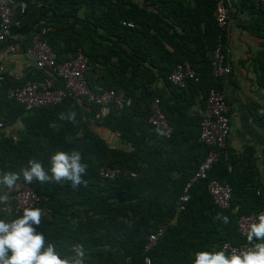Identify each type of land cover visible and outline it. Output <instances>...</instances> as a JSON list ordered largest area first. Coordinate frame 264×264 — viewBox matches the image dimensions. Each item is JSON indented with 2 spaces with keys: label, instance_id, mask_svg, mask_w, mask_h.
<instances>
[{
  "label": "trees",
  "instance_id": "obj_1",
  "mask_svg": "<svg viewBox=\"0 0 264 264\" xmlns=\"http://www.w3.org/2000/svg\"><path fill=\"white\" fill-rule=\"evenodd\" d=\"M17 1L25 2L26 10L17 9L19 25L12 26L0 48L14 43L26 52L38 36L51 45L58 63L81 49L88 63V84L113 90L122 100V106L112 102L109 113L100 117H96L99 104L70 93L59 103L27 110L10 96V89L28 79H43L46 72L35 66L24 79L6 75L0 100V120L6 126L0 130V171L19 172L31 158L47 169L57 150H78L88 165L87 187L19 181L40 196L36 207L46 213L37 231L45 235L46 243L54 244L62 256L70 255L73 245L83 244L86 264H146L147 255L150 264H192L196 251L218 250L226 242L248 243L237 229L238 220L242 214L264 210V185L254 160L233 151L227 142L217 148L218 160L209 177L190 188L184 209L177 207L186 183L210 150L200 139L199 109L211 88L224 91L226 76H215L213 65L219 34L226 55L229 38L228 28L219 27L214 15L218 0ZM225 2L237 25L260 39L258 48L240 64H248L262 88L264 4ZM185 61L195 69L196 78L183 85L172 83L173 66ZM54 87H64L57 74ZM156 97L172 126L170 136L158 135L159 126L149 122ZM261 108L256 104L251 112L264 127ZM69 110L77 113L76 124L59 119ZM53 123L55 128L50 127ZM98 128L109 130L118 144ZM102 168L121 172L107 178ZM212 178L231 185L232 204L239 206L238 211L214 201L208 189ZM2 206L0 218L10 221L22 215ZM217 213L228 216L230 223L215 221ZM161 227L163 234L146 253L149 235Z\"/></svg>",
  "mask_w": 264,
  "mask_h": 264
},
{
  "label": "built area",
  "instance_id": "obj_2",
  "mask_svg": "<svg viewBox=\"0 0 264 264\" xmlns=\"http://www.w3.org/2000/svg\"><path fill=\"white\" fill-rule=\"evenodd\" d=\"M264 4V0H257ZM20 9L21 13L26 10V3L17 0H0V43L6 41L12 34V26L19 25V20L15 19V13ZM217 23L222 29H227L231 20V7L226 4L225 0H218L214 12ZM123 24L133 26L132 22L123 21ZM45 32V30H44ZM222 34L218 36V44L213 51V65L215 76H223L232 72L231 66L227 63V55L224 52V43ZM6 55L19 52V45L9 44L4 50ZM27 54L35 60L36 67L46 72L47 76L40 80H26L17 88L10 89V96L22 103L27 110L34 107L45 106L59 103L63 100L66 93H70L79 98H87L88 100L100 105V111L96 117L104 116L109 113L112 102H117L122 106V100L116 95L115 91L102 89L101 87L92 88L87 81L85 73L88 69L87 59L81 49L77 50L72 58L65 62L58 63L56 53L51 45L36 36L34 44L28 48ZM9 74L15 79H24L25 74L18 71L8 70V67L0 63V100L3 83L6 75ZM60 76L64 80V87H54L55 75ZM196 78V71L189 62L177 63L173 66L169 79L172 83L183 85L185 80ZM264 96V87L261 88ZM230 106L224 91L218 88H211L207 94L206 104L199 109L201 115L200 121V139L210 147V150L203 161L200 163L196 172L186 183L183 194L178 201V209L185 208L187 202L191 198L190 188L201 179L209 177V171L214 163L218 160V147H225L227 139L231 132V117L229 116ZM149 122L159 126L170 136L172 126L169 123L167 115L160 105V99L156 97L151 105V114ZM6 126L0 120V130L4 131ZM16 138V135H14ZM121 170L119 168H102L101 174L107 178H115ZM135 176V173H132ZM208 189L213 196L214 201L224 209L233 208L234 211L239 210L238 205L232 204V187L228 183H224L217 178H212L208 182ZM10 203L3 205L2 210L9 213H22L25 206H38L40 196L29 186L18 182L15 190L9 193ZM264 212V210L260 211ZM242 214L239 217L237 229L247 236L248 226L253 222L258 213ZM46 213V211L44 212ZM164 228L149 235V239L145 244V252H149L158 238L163 234ZM229 245L231 248H243L244 245H234L226 242L222 245ZM151 263L150 257L147 255L145 261Z\"/></svg>",
  "mask_w": 264,
  "mask_h": 264
},
{
  "label": "clouds",
  "instance_id": "obj_3",
  "mask_svg": "<svg viewBox=\"0 0 264 264\" xmlns=\"http://www.w3.org/2000/svg\"><path fill=\"white\" fill-rule=\"evenodd\" d=\"M258 114L264 116V108ZM76 118L77 113L72 110L59 114L60 120L72 124L77 123ZM50 127L55 128V124ZM155 131L160 136L168 134L159 127ZM82 160V153L78 150H57L51 155L47 169L41 161L31 158L19 172L0 171V205L10 203L9 193L17 188L21 178L27 185L33 182H69L72 189H78L81 185L87 187L88 181L84 176L88 165ZM44 215L40 207L25 206L22 215L17 218L10 221L0 218V264H86L83 244L73 245L71 254L62 256L54 244L46 243L45 235L37 231ZM214 220L230 223V218L223 213H217ZM247 242L240 249L229 250V245L225 244L218 250L196 251L192 264H264V212L258 213L249 224ZM146 264H150V261L146 260Z\"/></svg>",
  "mask_w": 264,
  "mask_h": 264
},
{
  "label": "crops",
  "instance_id": "obj_4",
  "mask_svg": "<svg viewBox=\"0 0 264 264\" xmlns=\"http://www.w3.org/2000/svg\"><path fill=\"white\" fill-rule=\"evenodd\" d=\"M228 30L227 59L232 72L224 75V92L229 100L231 117V132L227 145L233 151L243 153L254 160L264 185V127L257 123L251 112V108L256 104L264 107V96L261 88L255 83L254 73L248 64H240L241 59H247L251 51L258 48L260 39L240 28L233 17ZM0 63L5 64L8 70L25 75L36 66L34 58L26 52L19 50L6 55L2 48ZM98 131L111 142L118 144L109 130L98 128Z\"/></svg>",
  "mask_w": 264,
  "mask_h": 264
}]
</instances>
